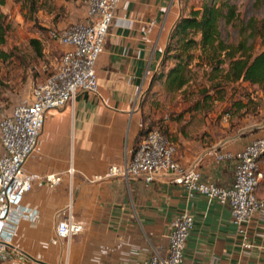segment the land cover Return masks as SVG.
<instances>
[{
  "label": "crops",
  "instance_id": "obj_1",
  "mask_svg": "<svg viewBox=\"0 0 264 264\" xmlns=\"http://www.w3.org/2000/svg\"><path fill=\"white\" fill-rule=\"evenodd\" d=\"M50 1V7L38 2L45 25L58 20V0ZM176 7L178 0L119 1L94 65L100 98L78 93L44 116L39 152L24 166L40 177L22 200L35 215L18 223L3 264H134L153 248L165 250L169 223L181 213L192 219L182 264H264V210L240 232L225 206L200 195L188 197L163 173L149 182L103 176L107 167L128 159L144 108L156 107L153 119L145 121L160 119L166 132V94L152 96L141 107L139 102L179 15ZM73 8L68 5L67 26L84 20V5ZM25 84L24 78L9 92L6 106L23 97ZM2 109L0 101V115L7 113ZM170 139L180 166L195 168L204 181L230 184L231 163L216 161L210 152L238 149L243 143L237 138L183 130ZM46 175L57 176L59 183L48 187ZM68 215L82 223L83 231L52 244L56 222Z\"/></svg>",
  "mask_w": 264,
  "mask_h": 264
},
{
  "label": "built area",
  "instance_id": "obj_2",
  "mask_svg": "<svg viewBox=\"0 0 264 264\" xmlns=\"http://www.w3.org/2000/svg\"><path fill=\"white\" fill-rule=\"evenodd\" d=\"M119 1L83 0V21L50 32L49 38L60 50L55 69L45 80L33 85L27 96L15 101L9 113L0 117V264L12 247L18 223L31 220L35 215L34 211L22 206V200L40 177L27 173L24 166L39 152L38 137L44 116L65 106L78 93L100 98L94 65L102 52ZM210 153L218 162L231 163L228 186L204 181L195 168L180 166L175 158L174 144L157 128L151 129L140 140L121 166L107 167L103 176L142 177L149 182L155 175L163 173L188 197L200 195L207 202L225 206L231 222L241 232L255 214L264 210V198L256 196L259 181L257 160L264 154V135L249 139L236 150ZM44 180L48 187L59 183L55 175H46ZM191 226L192 219L188 214L177 215L169 223L165 250L153 248L146 259L134 264H182L184 244ZM82 231V223L68 215L56 222L50 242L67 241Z\"/></svg>",
  "mask_w": 264,
  "mask_h": 264
},
{
  "label": "rangeland",
  "instance_id": "obj_3",
  "mask_svg": "<svg viewBox=\"0 0 264 264\" xmlns=\"http://www.w3.org/2000/svg\"><path fill=\"white\" fill-rule=\"evenodd\" d=\"M40 1L3 0V5H0L4 28V43L0 49L7 55L5 59L0 60V101L3 112L9 113L10 108L8 105L6 106L8 94L13 89H17L24 78L26 86L21 95L27 96L33 85L42 82L53 72L60 56V50L48 34L67 27L65 20L69 12L68 5L69 7L70 5L74 6L73 10H75L80 9L83 4V0H78L76 5L73 4L75 0H58L59 8L58 16H56L58 20L54 19L53 24H48V26L45 25L47 20L39 11L38 2ZM211 1L178 0L179 7H176V11L186 15L190 9H196L201 3ZM214 1L216 4L227 2L234 7V19L229 24H225L223 21L218 23L220 38L224 42L233 45L245 42L246 46H251L252 54H256L264 48L263 40L256 30L258 22L264 18V0ZM48 2L51 3L50 0ZM49 5L45 0L41 4L44 7ZM58 25H61V28H58ZM36 38L41 43L39 57L28 45L29 39ZM18 68H20V72ZM208 71V68L201 66L193 68L194 74L190 77V83L184 92L165 93L162 86L160 87L161 84L152 90L153 96L166 94V109L163 113L166 115V137L172 141L170 139L172 132L203 131L206 134L220 133L223 139L237 138L240 143H244L255 136L264 135V87L248 86L244 83H228L220 93L209 89L207 92L210 95L209 98L203 100V96L206 95L205 88L209 87L211 82L221 80L220 74H217V78L213 79L211 75L209 76ZM150 98L152 97H148L147 101H150ZM152 103L157 102L154 100ZM151 108L156 109L149 107L144 108V114L141 112L146 119L155 116ZM257 172L259 181L256 194L258 197L264 198V155L257 160Z\"/></svg>",
  "mask_w": 264,
  "mask_h": 264
},
{
  "label": "trees",
  "instance_id": "obj_4",
  "mask_svg": "<svg viewBox=\"0 0 264 264\" xmlns=\"http://www.w3.org/2000/svg\"><path fill=\"white\" fill-rule=\"evenodd\" d=\"M0 5H3V0H0ZM234 17L232 5L227 2L216 4L214 0L201 3L198 8L190 9L186 15L179 13L167 34L158 66L140 95V107L147 102L148 97L153 96L152 90L159 84L165 93L184 92L190 83V77L194 74L193 68L200 66L208 68V74L213 79L217 78V74L221 77L220 81L211 82L208 89L205 88L206 95L203 96V100L209 98L210 95L207 94L209 89L220 93L228 83L264 87V48L252 54L251 46H246L245 42L233 45L220 38L219 21L229 24ZM1 19L0 14V46L4 43ZM256 30L263 40L264 47V18L258 22ZM28 45L39 57V43L31 39L28 40ZM5 56L6 53L0 49V60L5 59ZM220 82L224 84L221 85ZM145 120L146 118L142 116V125L135 137L136 142L132 150L153 128H157L166 137L160 119ZM167 140L172 143L168 138Z\"/></svg>",
  "mask_w": 264,
  "mask_h": 264
}]
</instances>
